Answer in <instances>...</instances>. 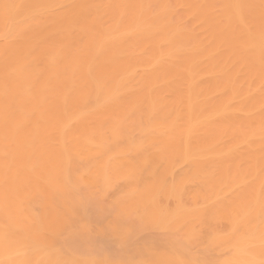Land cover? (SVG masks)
I'll use <instances>...</instances> for the list:
<instances>
[{"label":"bare ground","instance_id":"bare-ground-1","mask_svg":"<svg viewBox=\"0 0 264 264\" xmlns=\"http://www.w3.org/2000/svg\"><path fill=\"white\" fill-rule=\"evenodd\" d=\"M0 264H264V0H0Z\"/></svg>","mask_w":264,"mask_h":264},{"label":"snow or ice","instance_id":"snow-or-ice-1","mask_svg":"<svg viewBox=\"0 0 264 264\" xmlns=\"http://www.w3.org/2000/svg\"><path fill=\"white\" fill-rule=\"evenodd\" d=\"M71 227L74 229V231L84 234L87 233L90 229V226L86 222H75L71 225Z\"/></svg>","mask_w":264,"mask_h":264},{"label":"rangeland","instance_id":"rangeland-1","mask_svg":"<svg viewBox=\"0 0 264 264\" xmlns=\"http://www.w3.org/2000/svg\"><path fill=\"white\" fill-rule=\"evenodd\" d=\"M104 203H105V201L102 204H104ZM152 236H154V237H161L162 234L161 233H153Z\"/></svg>","mask_w":264,"mask_h":264}]
</instances>
